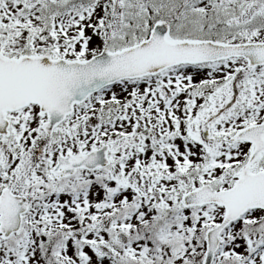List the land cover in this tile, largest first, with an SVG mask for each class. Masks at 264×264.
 I'll return each mask as SVG.
<instances>
[{
	"label": "snow or ice",
	"instance_id": "1",
	"mask_svg": "<svg viewBox=\"0 0 264 264\" xmlns=\"http://www.w3.org/2000/svg\"><path fill=\"white\" fill-rule=\"evenodd\" d=\"M0 264H264V0H0Z\"/></svg>",
	"mask_w": 264,
	"mask_h": 264
}]
</instances>
